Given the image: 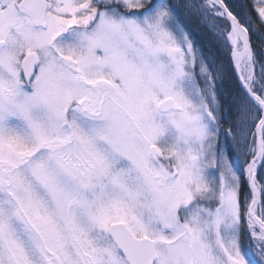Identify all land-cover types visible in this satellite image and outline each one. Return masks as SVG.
<instances>
[{"label": "snow or ice", "instance_id": "obj_1", "mask_svg": "<svg viewBox=\"0 0 264 264\" xmlns=\"http://www.w3.org/2000/svg\"><path fill=\"white\" fill-rule=\"evenodd\" d=\"M0 264H264V0H0Z\"/></svg>", "mask_w": 264, "mask_h": 264}, {"label": "trees", "instance_id": "obj_2", "mask_svg": "<svg viewBox=\"0 0 264 264\" xmlns=\"http://www.w3.org/2000/svg\"><path fill=\"white\" fill-rule=\"evenodd\" d=\"M194 35L198 41H200L201 43L204 42L203 37L198 32H194Z\"/></svg>", "mask_w": 264, "mask_h": 264}]
</instances>
